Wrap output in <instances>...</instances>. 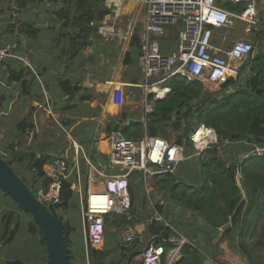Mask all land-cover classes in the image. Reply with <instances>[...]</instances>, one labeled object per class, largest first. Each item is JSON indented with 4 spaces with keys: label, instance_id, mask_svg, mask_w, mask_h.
I'll return each instance as SVG.
<instances>
[{
    "label": "crops",
    "instance_id": "0c3cea01",
    "mask_svg": "<svg viewBox=\"0 0 264 264\" xmlns=\"http://www.w3.org/2000/svg\"><path fill=\"white\" fill-rule=\"evenodd\" d=\"M72 1L34 0L21 3L19 0H0V43L9 45L11 51L10 56L0 61V155L9 159L14 153L21 156L22 163L12 161V165L23 172L27 170L26 156L31 153H37V156H49L53 159L61 157L71 163L72 153L69 142L72 139L82 146L85 153H88H86L88 159L96 167L109 169L107 135L115 127L116 121L125 117L133 122L141 123L145 117V96L140 86L143 82L139 62L140 46L139 55L136 52L131 60L125 59L134 32L132 33L131 29L127 31L128 36L130 34L131 36L126 38L123 36V31L127 27L129 29L131 24L126 27L118 24L116 27L114 16L109 13L105 15L100 24V26L103 24L101 27H103L104 33L99 31V26L98 32H91L87 38H84L86 44L82 46L83 39L77 33L78 27L74 20V10L78 0H75L74 3ZM231 1L247 2L246 4L251 1L255 2V0ZM113 6H117V11L131 9V2L115 0L111 7ZM103 7L108 8L106 3ZM115 16L118 18L117 15ZM257 17L258 23L255 27L249 28L245 22L234 19L230 25L213 28V36L216 32L219 35L215 41L216 46H214L220 49V53H223L232 44V42L230 45L226 44L228 32L234 31V24L239 23L238 21L245 24L247 31L253 32V39L255 36H259L261 37L260 42L263 43L264 6L261 7V12ZM144 18L145 13L142 18L143 22ZM143 22L137 32L140 40ZM30 26H32L31 30ZM180 28L181 24L166 27V36L161 39V49L164 53L173 54L176 52ZM72 38L75 40L72 41ZM252 45V55L258 54L257 41H253ZM126 64H131V68L127 72L121 69ZM241 66H239L240 70L238 69L237 75L230 76L234 80L232 83L226 85L227 80L215 87L213 92L217 100H221L237 90L248 92L251 89L247 80L255 74V67L250 62L243 67L244 69ZM243 71L247 72L244 76L242 75ZM13 76H17V78L13 79ZM244 78L245 80H243ZM205 86L209 89L211 85L205 84ZM208 91L211 92V90ZM62 132L64 139L56 140V137H60ZM244 141L245 139L242 140V142ZM228 142L226 141V143ZM48 144H52V147ZM37 148L41 152L32 151ZM260 149L262 153L264 148ZM183 162L182 160L177 165L178 169ZM81 164L82 170L86 171L87 167L83 161ZM27 171L31 176V172ZM72 173H74L73 170ZM131 183L132 191L135 188L133 191L134 214L131 215V218L136 238L131 242L132 244L124 245L121 229L116 231L105 227L103 240L92 246L96 250L107 253L105 264H116L121 256L125 255H127V260L121 261L120 264L127 262L128 264H141V252L145 243L147 240H151L153 243L152 239L155 237L148 231L150 215L148 216L147 213L151 211V208L145 212L136 202L141 181L136 177L131 180ZM156 186L155 184V190L154 187L151 189L153 188L156 194L158 192L164 194V191ZM148 187L146 192L149 190ZM73 195L77 198L80 226L76 228L68 215L67 221L73 230L67 236V246L70 250L71 264H86L79 198L76 193ZM2 196L9 203V207L0 213V250L5 244L12 245L15 240H23L25 234H29L43 250L41 260L43 264H46L47 253L40 230L37 228L38 225H34L32 216L19 209V206L12 202L13 200L11 201L9 196H5L1 190L0 203ZM164 196L166 202L173 201L167 194ZM154 198L153 195V198L149 200H155ZM153 206L155 208V204ZM9 213H12L13 217L5 231L3 217ZM169 213L174 216V212L162 215L168 216ZM176 216L179 217L177 214ZM197 219V223L200 225V219ZM189 222L191 221L182 220V225L187 227ZM160 224L157 223V225ZM11 231L14 233L8 240L7 237ZM187 231L191 232V235L199 241V232L194 234L189 229ZM172 233L170 232L169 237L174 238L171 236ZM17 244V247L21 246L19 243ZM132 253H136V255L129 262V254ZM0 264H23V262L17 258L0 259Z\"/></svg>",
    "mask_w": 264,
    "mask_h": 264
},
{
    "label": "built area",
    "instance_id": "2783aa9c",
    "mask_svg": "<svg viewBox=\"0 0 264 264\" xmlns=\"http://www.w3.org/2000/svg\"><path fill=\"white\" fill-rule=\"evenodd\" d=\"M115 0H105L108 7ZM145 18L140 42V68L145 100V117L142 119V134L128 137L124 130L132 127L133 121L121 118L107 135V156L109 169L96 167L87 157L82 146L70 140L71 163L56 157L45 168V178L49 179L46 188L40 187L36 193L46 205L60 202L62 182L69 181V188L79 198L80 219L86 251V264H89L88 246L103 240L105 216L125 215L131 219V180L138 177L147 183L163 173L175 172L177 165L184 160V146L170 144L158 135L146 132L147 114L152 111L149 100L162 99L170 89L165 81L180 76L187 81L199 80L204 84L221 85L230 76L237 75L240 62L252 51L248 40H236L220 53L212 44L213 28L224 27L241 20L251 28L258 23V11L254 1L246 4L240 12L222 8L216 0H145ZM181 24L178 31L177 50L166 54L161 49V39L166 36V27ZM99 31L104 33L103 27ZM11 55L10 46L0 43V61ZM161 92V94H158ZM197 153L217 142L214 129L199 124L190 136ZM253 151L261 152L255 147ZM81 161L87 167L81 168ZM72 170L74 173H72ZM240 175L235 177L238 183ZM150 223L169 226L167 219L152 206ZM122 230L124 243L136 238L134 226L129 224ZM174 238L167 241L173 247L167 251L160 245L150 242L141 252V264H177L182 257V246L189 241L176 230Z\"/></svg>",
    "mask_w": 264,
    "mask_h": 264
},
{
    "label": "trees",
    "instance_id": "16d2710c",
    "mask_svg": "<svg viewBox=\"0 0 264 264\" xmlns=\"http://www.w3.org/2000/svg\"><path fill=\"white\" fill-rule=\"evenodd\" d=\"M21 3L34 0H19ZM105 0H80L76 8L77 15L75 23L77 24L78 34L81 35L85 46L86 40L91 32L97 30V23L101 22L105 15L110 13L109 8L104 6ZM216 2L226 10L232 12L242 11L245 2H233L231 0H216ZM97 24V25H96ZM32 29V26L29 27ZM97 32V31H96ZM35 33V31H34ZM259 34V33H258ZM254 42L258 43L259 53L252 55V52L246 58L242 65L245 67L249 62L255 67V74L248 78L250 90H237L228 94L225 98L217 100L211 96L205 84L199 80L193 82L187 81L180 76H173L165 81L170 91L160 100H154L152 111L147 114L146 132L150 135H158L164 138H170L168 131L171 129L182 130L180 134L173 138V144L184 146V162L195 156L197 176L193 184H185L178 174L163 173L154 176V183L166 192L167 195L183 204L192 212L198 213L204 228L200 229L197 223L198 219L187 223L183 226L187 231L196 232L210 229L216 232L219 228L224 227L223 235H227L230 228L236 227L240 223L239 236L240 246L247 253L251 254L252 248H248L244 240L249 235L251 219L256 212L259 202L264 198V149L261 152L252 151L254 147L264 148V42H260L259 36L254 37ZM72 41L75 38L71 39ZM260 42V43H259ZM140 39L137 33L133 34L129 50L125 54V59L131 60L132 57L139 55ZM130 62V61H128ZM240 67V68H241ZM16 79L17 76H13ZM233 78H229L226 85L232 83ZM225 86V85H224ZM151 100V97L149 98ZM185 123V125L183 124ZM199 124L214 129L217 135V142L210 144L207 148L197 153L193 146L190 136L194 133ZM184 125V126H183ZM128 137H139L142 134V124L133 122L132 127L124 130ZM247 147V156L239 163L229 162L227 158H222L224 148H230L234 140H243ZM226 141H229L226 143ZM252 149V150H251ZM225 151V150H224ZM252 151V152H251ZM11 166L12 161L22 163V157L14 153L9 158H4ZM26 169L31 172L30 179H24L31 189L37 193L40 187L46 188L49 179L45 178V168L51 164L53 158L49 156H37V153H31L26 156ZM176 171V170H175ZM200 173V176H199ZM237 174L241 175L243 187L246 191L244 197L240 195L239 186L236 180ZM242 177V178H241ZM26 178V177H25ZM1 191H3L0 188ZM5 196H9L3 191ZM73 196L69 188V181L62 182L60 200H66L62 206L50 205L49 208L54 215L57 210H65L68 206L69 199ZM10 197V196H9ZM133 191L131 188V215L133 212ZM11 198V197H10ZM21 209V208H19ZM155 209L163 214L164 209L161 204H155ZM22 210V209H21ZM153 208H151V211ZM24 213L27 214L24 210ZM12 213L3 217L4 229H8ZM172 217V216H171ZM64 222V239L67 244V236L73 230V227L67 220L59 217ZM170 218V215L167 217ZM33 224L35 221L31 217ZM182 223L174 220V223ZM106 227L114 230H120L129 224H133L132 218L128 220L125 215L107 214L105 216ZM157 224H148L150 235H155L152 239L154 245H160L165 251L173 247V243L167 241L171 229L166 226L160 227ZM37 226V225H36ZM186 227V228H185ZM38 228V227H37ZM185 233H188V231ZM40 232V231H39ZM11 231L8 240L13 235ZM208 236H213L209 232ZM188 235V234H187ZM192 240L194 237L191 235ZM205 238V237H203ZM201 239V238H200ZM200 241L204 242L203 239ZM44 242V241H43ZM68 247V246H67ZM200 248L195 245L186 243L182 246V259L177 264H202L200 260ZM253 250L257 253L264 252V230L260 233V238L254 243ZM106 252L96 250L88 246L89 264H105ZM136 253L129 254V262ZM68 260H70V250L68 247ZM127 260V255L121 256V261ZM135 264V263H134Z\"/></svg>",
    "mask_w": 264,
    "mask_h": 264
},
{
    "label": "rangeland",
    "instance_id": "374dc122",
    "mask_svg": "<svg viewBox=\"0 0 264 264\" xmlns=\"http://www.w3.org/2000/svg\"><path fill=\"white\" fill-rule=\"evenodd\" d=\"M72 2L74 3L75 0H73ZM124 2H131V9L126 8L125 10L120 9L119 11H117V9H118L117 6L111 7L112 5L108 8L110 10V13L114 16L113 19L115 20L114 24L116 27H118V24L125 26V27L128 24H131L129 29L127 27L126 30L123 31V34H124L123 36H125L126 38H130L131 34L128 36L127 31H130V29H131V32L132 33L134 32L133 34H135L138 32V29H140V26L142 25V22H143L142 18L144 16L145 9H146L145 0H124ZM133 3H134V6H133ZM255 4H256L258 13H260L261 7L263 8V6H264V0L262 2H261V0H255ZM78 6H79V0H78V3L76 4V8ZM76 8L74 10V14H75L74 19L77 15ZM115 15H117L118 18H116ZM238 22L239 23H237L236 25L234 24V31L228 32L226 44L230 45L231 42H234V41L239 40V39L248 40L252 43L254 41L253 32L247 31L245 24L240 22V21H238ZM97 24H96L97 25L96 31L98 32V27L100 26L101 22H99ZM240 24H242V25H240ZM237 27H238V29H236ZM218 36H219L218 32H216L213 36L214 41L212 38V43L215 46H216L215 41H217ZM245 60H242L240 62V65H244L243 63ZM130 65L131 64L123 65L121 67V69H124L127 72V70H129L131 68ZM246 73L243 71L242 75L244 76V75H246ZM231 77H233V76H231ZM231 77H229V78H231ZM243 80H245V78ZM210 85L211 86L208 90H211V96L213 98H216V95L214 94L213 91L216 89L215 87L217 85L216 84H210ZM150 101H151V103H153L152 100H150ZM183 124L185 125V123H183ZM181 132H182V130H177L175 132V130L170 128V130L168 131V135H171V137L170 138H164L163 137V138L166 139L170 144H172L173 138L175 136H177L178 134H180ZM62 139H64L63 132H62L60 137H58V136L56 137V140H58V141H60ZM230 144H231L230 148H224L225 151L223 150V152H222V158H225V159L227 158V160H229V162L232 160L233 163H236V162L239 163L242 160V157L247 155V152H248L246 150L248 147V146H246L247 143L242 142V140H234ZM48 145L52 147V144H48ZM86 147H87V145H86ZM32 151L41 152V150H38V148H37V150L35 149ZM195 158L196 157L193 156V157L189 158V160L187 159L188 163L187 164L183 163L182 165H180L179 169L176 168L178 170H176L173 173V174H178V176L180 178H182V181L185 184L196 183L195 182L196 181L195 176H197V173L200 172V170L197 171L195 164L199 165V163L195 162V160H194ZM11 167L13 168V170L17 174L24 177V179H26V180L29 179L30 173L27 170L25 172H23V171L17 170L15 165L14 166L11 165ZM199 176H200V173H199ZM154 178L155 177H153L147 183V186H149L148 192H146V190H145L144 182L142 180H140L141 183L139 184V187H138V191L140 194L138 193L136 196V202H137L138 206L142 207L145 210V212H148L150 210V208H152L153 204H161L163 206V209H164L163 212L165 214L168 212H172V213L174 212V216L171 213L168 214V216L170 215L169 219L167 218L168 216H164L168 221L169 228L171 229L172 232H173V230H176L178 233L182 234L189 241L188 242L189 244L198 246L200 248L199 252L201 255L200 260H201L202 264H264V252L257 253L253 250L254 243L258 240V238H260L261 231L264 230V198L258 204L256 212L251 219V227L249 229V235L244 240L245 245L248 248H252L251 254L248 257L247 253L240 246V239H241V237L239 236L240 223H238V225L236 227L230 228L231 231L227 235H223L225 228L222 227V228H219L218 230H216V232L214 230L211 232L210 229H207L205 232L201 231V230H200V232L198 231L200 233V238L203 239L204 242L200 241V243H199V241L196 240V238H194L192 240L189 239V236H191L192 233L191 232L185 233L186 230L184 229L182 223H179V224H178V222L174 223V220H178L179 222H182V220L192 221L195 219V217L198 215V213L189 211V209H187L183 204H180V202L177 200L176 201L178 203L174 199L170 203L166 202L164 200L165 199L164 194H167L166 192H164V194L162 192L160 194H159V192H158V194H156L155 191H153V188L151 189V187H154V190H155V183L153 181ZM238 186H239L240 195L242 197H244L246 194V191L243 187L242 179H240V177L238 180ZM134 190H135V188H133V191ZM156 191H157V188H156ZM153 195L155 197L154 198L155 200H149V199L153 198ZM160 195H161V197H159ZM9 199L12 201L11 198H9ZM12 202H14V201H12ZM8 207H9V203L7 201H5V199L2 196V201L0 203V209H1L0 213H2L3 210H6ZM177 212H179V213H177ZM56 214L61 216L64 220H67L68 215H69L71 222L76 226V228L78 226H80L79 217H78L79 216L78 215V203H77V198L75 197V195H73L69 199L67 209L66 210H57ZM147 214H148V216L149 215L151 216L152 211H150ZM176 214L180 218L177 217ZM171 216H173V217H171ZM143 221H144V219H143ZM201 223H202V220H200V224ZM145 225L147 226V224H144V226ZM159 226L163 227L165 225L160 224ZM201 228L203 229L204 226L200 225V229ZM207 232H209L213 236L209 237ZM203 237H205V238H203ZM17 243H19V245H21V246L17 247V245H18ZM126 244L127 243H124V245H126ZM42 252H43V250L40 248V246L37 244V242H35L34 238L29 234H25V238L23 240H15L12 243V245L5 244L3 246V249L0 250V259L7 260V259L17 258V259L21 260L23 262V264H41L42 263V260H41L42 259Z\"/></svg>",
    "mask_w": 264,
    "mask_h": 264
},
{
    "label": "water",
    "instance_id": "95a60500",
    "mask_svg": "<svg viewBox=\"0 0 264 264\" xmlns=\"http://www.w3.org/2000/svg\"><path fill=\"white\" fill-rule=\"evenodd\" d=\"M0 188L19 208L30 214L38 225L47 253L46 264H69L68 247L63 234L64 222L51 212L49 206L38 198L27 182L2 157ZM64 204L66 200L56 203L58 206ZM150 242L147 240L142 251L147 249Z\"/></svg>",
    "mask_w": 264,
    "mask_h": 264
},
{
    "label": "clouds",
    "instance_id": "9594fccd",
    "mask_svg": "<svg viewBox=\"0 0 264 264\" xmlns=\"http://www.w3.org/2000/svg\"><path fill=\"white\" fill-rule=\"evenodd\" d=\"M168 227V226H167ZM181 259H182V257L180 258V261H181ZM180 261H178V262H180Z\"/></svg>",
    "mask_w": 264,
    "mask_h": 264
},
{
    "label": "bare ground",
    "instance_id": "6f19581e",
    "mask_svg": "<svg viewBox=\"0 0 264 264\" xmlns=\"http://www.w3.org/2000/svg\"><path fill=\"white\" fill-rule=\"evenodd\" d=\"M158 94H161V92H159Z\"/></svg>",
    "mask_w": 264,
    "mask_h": 264
}]
</instances>
